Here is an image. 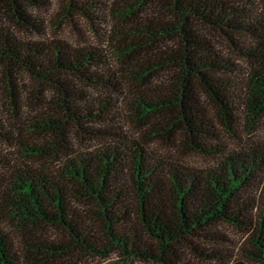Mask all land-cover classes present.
<instances>
[{
  "label": "trees",
  "instance_id": "1",
  "mask_svg": "<svg viewBox=\"0 0 264 264\" xmlns=\"http://www.w3.org/2000/svg\"><path fill=\"white\" fill-rule=\"evenodd\" d=\"M52 8L57 25L89 24L104 46L47 37L36 12ZM2 92L12 122L0 116V264H264V144L252 141L264 119V0H0ZM78 138L101 145L79 150ZM157 140L213 164L161 156Z\"/></svg>",
  "mask_w": 264,
  "mask_h": 264
},
{
  "label": "rangeland",
  "instance_id": "2",
  "mask_svg": "<svg viewBox=\"0 0 264 264\" xmlns=\"http://www.w3.org/2000/svg\"><path fill=\"white\" fill-rule=\"evenodd\" d=\"M59 1H63V0H59ZM38 14H40L41 16H43L46 19V24H47V33L46 36L47 37H62L65 40L69 41L70 43L77 45V46H82V45H86V44H92L95 46H104V42L100 39V37H98L97 35L94 34V32L91 30V26L89 24H85L84 22H79V27L81 28V30L84 31V33L76 31L70 24H66V25H57V22L60 20L58 16V13L56 12V10L54 8L49 9V10H44V9H38L37 12ZM104 27V25H101ZM13 29L15 31V33L20 36L23 39H32V40H40L42 39V37H44V35L39 34L35 31L32 32H26L22 29H20L18 26H13ZM203 31L208 34V31L204 28H202ZM215 39L218 42V47L225 53L228 54L229 53V48H228V40L225 37H215ZM230 54V53H229ZM234 58H236V56H232ZM22 82V84H25V87L27 88L26 90V94H24V98L21 99V104L22 107H27L29 114L32 115L35 106L31 103L30 98L26 97V95L28 94V92H30V84L29 82L22 78V80L20 81ZM21 88H23V85L20 86ZM200 94H201V98L204 101L207 109L209 110L210 114L212 115V117L218 121L219 117H218V108L215 106V104L212 102V100L206 95L204 94L201 90ZM103 92L101 91H97V90H91V95L92 96H101ZM2 96L0 95V116L1 118H4L6 120H8L9 122H12V120H10V116H9V112H10V104L9 101L5 95L4 92H2ZM128 129L130 130L131 133L135 132V125L129 124L128 125ZM26 136H28L29 138H34L33 135H31L30 133H27ZM181 138V137H180ZM252 141L254 142H260L264 144V119L262 120V122L260 123V126L255 130V132H253L252 134ZM81 141L76 140V143L78 145V149L79 150H90V149H96L97 147H99L101 145V143H99L98 141H86L84 144L81 145L80 143ZM228 144L230 143H234L233 140H229L227 139L226 141ZM2 147V145L0 146ZM150 148L152 151L160 154L161 156H173L174 158H177L181 161H183L185 164H187L188 166H193L195 168H206L209 166H212L213 164V159L212 158H208L205 155H201V154H189L186 153L185 150H182L180 148H177L175 146H171L170 144H166V142H164L163 140H157L154 141L152 143H150ZM16 160H14V164H16ZM28 163H32V165H38L40 164L39 161H35L34 162H29ZM6 230L12 234L13 240L15 242V244L20 247L23 248L22 242H23V237L17 233L16 231H14L10 226H8V224H4ZM222 231L235 243H240L244 237L242 236V234L234 229H230V228H222ZM47 237L55 240L56 238L59 239H64V235L62 230L60 229H55V228H47ZM189 254V253H188ZM195 255H191V258H194ZM195 262L197 263L199 261L198 258H194ZM110 259L109 258H103V257H82L80 260H76V264H109ZM207 264H221V263H216V262H210Z\"/></svg>",
  "mask_w": 264,
  "mask_h": 264
}]
</instances>
